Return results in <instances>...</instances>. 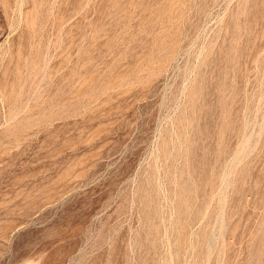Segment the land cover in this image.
Returning a JSON list of instances; mask_svg holds the SVG:
<instances>
[{
  "label": "rangeland",
  "instance_id": "374dc122",
  "mask_svg": "<svg viewBox=\"0 0 264 264\" xmlns=\"http://www.w3.org/2000/svg\"><path fill=\"white\" fill-rule=\"evenodd\" d=\"M0 264H264V0H0Z\"/></svg>",
  "mask_w": 264,
  "mask_h": 264
}]
</instances>
